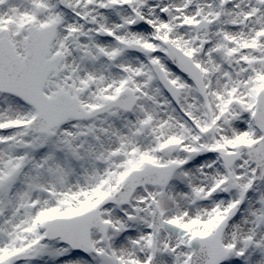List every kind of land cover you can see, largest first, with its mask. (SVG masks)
I'll return each mask as SVG.
<instances>
[{"label":"snow or ice","instance_id":"obj_1","mask_svg":"<svg viewBox=\"0 0 264 264\" xmlns=\"http://www.w3.org/2000/svg\"><path fill=\"white\" fill-rule=\"evenodd\" d=\"M0 264H264V0H0Z\"/></svg>","mask_w":264,"mask_h":264}]
</instances>
